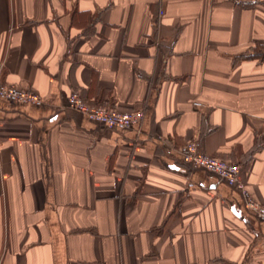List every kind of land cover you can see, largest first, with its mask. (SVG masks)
I'll use <instances>...</instances> for the list:
<instances>
[{
  "label": "crops",
  "instance_id": "obj_1",
  "mask_svg": "<svg viewBox=\"0 0 264 264\" xmlns=\"http://www.w3.org/2000/svg\"><path fill=\"white\" fill-rule=\"evenodd\" d=\"M0 81L44 99L0 98V264H264V222L178 151L264 204V0H0Z\"/></svg>",
  "mask_w": 264,
  "mask_h": 264
},
{
  "label": "built area",
  "instance_id": "obj_2",
  "mask_svg": "<svg viewBox=\"0 0 264 264\" xmlns=\"http://www.w3.org/2000/svg\"><path fill=\"white\" fill-rule=\"evenodd\" d=\"M0 98L22 104H41L44 102L43 97L33 91L1 81ZM67 102L69 106L86 115L89 119L111 128H131L144 115L142 108L120 110L105 105L88 103L77 91H71L68 94ZM192 104L198 108L202 106V103L196 100ZM178 151L186 165L210 171L226 184L235 188L239 192L244 206L264 222V204L254 198L247 184L240 178V167L237 163L207 154L200 147L199 141L195 139L180 145Z\"/></svg>",
  "mask_w": 264,
  "mask_h": 264
}]
</instances>
